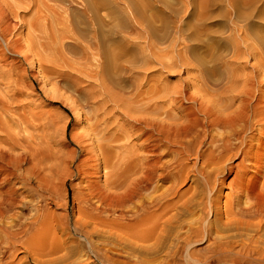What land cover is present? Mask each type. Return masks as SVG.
Wrapping results in <instances>:
<instances>
[{"label":"bare ground","instance_id":"bare-ground-1","mask_svg":"<svg viewBox=\"0 0 264 264\" xmlns=\"http://www.w3.org/2000/svg\"><path fill=\"white\" fill-rule=\"evenodd\" d=\"M56 1L64 0H0V264L115 263L105 237L130 243L132 264H264L259 24L247 21L235 39L215 46L193 30L196 46L183 41L174 51L164 17L156 16L165 28L156 35L136 9L139 20L124 26H137L131 30L139 40L105 34L110 45L99 41L102 50L91 58L81 49L78 63L58 52ZM80 6V18L103 36L98 12L105 1ZM65 30H58L61 38ZM165 40L167 50L157 49ZM224 52L231 60L221 63ZM121 71L129 79L112 89L110 79ZM55 76L95 104L89 117L74 110L83 124L71 136L77 150L66 149L61 117L45 116L33 104L40 97L25 94L34 81L43 88ZM43 93L55 97L52 89ZM187 183L195 187L190 196L181 192ZM68 189L72 218L65 212ZM59 205L64 213L55 215L51 207Z\"/></svg>","mask_w":264,"mask_h":264},{"label":"rangeland","instance_id":"rangeland-1","mask_svg":"<svg viewBox=\"0 0 264 264\" xmlns=\"http://www.w3.org/2000/svg\"><path fill=\"white\" fill-rule=\"evenodd\" d=\"M90 1V0H87ZM105 9L99 10L98 14L103 21L100 30L103 32V36H98L95 33L96 28L92 27L88 20L81 19L78 15L80 12V0H64L62 3L59 1L54 2L55 6L60 7L56 17L54 18L53 24L56 30V43L58 44V52L62 58H68L72 61H78L82 57L81 49H84L86 55L91 58L90 54H96L97 50L100 49L101 45L99 41H105V45H110L108 38H105V34L111 33L112 38H117V40L125 39L127 42L133 41L136 42L139 40L137 37L138 33H135L133 30L134 27L130 28L124 26V23L129 21L131 18L139 20L138 17H133V11L139 9L145 15L144 20L150 21L151 27L156 35L158 34V29L160 32L165 33V28L161 21L163 18L156 19V16L162 15L164 17V24L168 25V28H171V35L169 37L170 46H173L174 51L181 50L182 42L184 41L185 45L196 46L199 40L205 42L209 46L218 45L219 42L230 41L235 39L234 36H237V32L234 30L237 29H246L247 21H254L259 24L258 28L262 30L264 36V0H104ZM202 4H207L208 7L206 10L201 8ZM42 8V6H40ZM132 14V15H130ZM238 17L240 19H238ZM250 17V20L247 19ZM188 18V20H186ZM245 21H242L243 19ZM27 19V17H26ZM86 21V23H83ZM189 21V25L184 26V23ZM66 27V38H61L58 30L62 27ZM136 32L140 31L137 26L134 28ZM182 30V33L180 31ZM199 33L200 36L197 37L198 41L190 39L191 31ZM64 31V33H65ZM85 31V32H83ZM159 32V33H160ZM176 33V34H175ZM120 42V41H119ZM126 46L130 45L125 42ZM232 43H229V45ZM69 46V49L68 47ZM120 48V47H118ZM157 49H163L164 51L168 48V43L166 40L163 43L156 44ZM155 49V48H154ZM102 50V47H101ZM108 50V49H107ZM121 50V48H120ZM117 52V50H116ZM183 52V51H182ZM181 52V53H182ZM227 55L220 62H229L231 60V54L225 53ZM173 56H176V52L173 53ZM57 58L60 60L59 56ZM262 61H264V53L262 56ZM213 60L208 64L211 66ZM245 62L248 66L254 65L255 61L247 57ZM62 64L61 61L58 62ZM85 65V64H84ZM124 67L128 68L127 64H123ZM139 66V65H136ZM138 69V68H137ZM136 69V70H137ZM68 71V70H66ZM139 71V70H137ZM249 72V70H247ZM226 73V71H224ZM129 72L121 71L117 76L110 79L112 89L115 87H122L123 81H128ZM247 73V72H246ZM68 75H74L73 72L69 71ZM186 75H181L177 79L185 80ZM217 76L213 80H217ZM225 79L223 78L222 83ZM170 83L176 82V79H168ZM264 82V77H263ZM67 78L64 80L55 77H52L49 81L48 86H43L41 83L34 81L32 83L31 89H26L25 94L28 96V100H32L35 97H40L38 100L33 102L34 107H37L38 110H41L46 116L47 112L60 116L61 125H65L66 129V149L67 150H77L75 144L72 143L71 136L76 135L82 128L83 124L79 125L76 122V117L74 115V110H79L82 116L89 117L92 109L95 107V104L87 103L84 97L88 95H79L76 92L75 84L72 83ZM86 85V82H83L82 86ZM109 85V84H108ZM134 80L132 81L131 88H134ZM52 89L55 91V97H46L44 91ZM210 89L213 88L210 86ZM125 92H128L129 89L124 88ZM264 97V93H263ZM53 102L51 105L49 103ZM65 153V149L62 151ZM194 160H191V164ZM190 164V165H191ZM74 184L73 180H70L67 183V186ZM194 185L187 183L183 186L181 192L189 191L188 196L194 193ZM72 191L67 190L66 193V204L67 209L66 213L72 218L76 215V209L73 205L71 198ZM228 194V190H224L221 195L222 201L224 196ZM64 201V202H65ZM51 211L55 215L63 214L64 211L59 207H51ZM102 241L105 243L106 247L110 248V256H112L115 263H109L108 261L98 262L96 264H126L133 262V247L130 243L125 242V239H119L116 241L112 238H103ZM201 245H196L195 247L205 246L204 243H199ZM22 255H18V258H22Z\"/></svg>","mask_w":264,"mask_h":264}]
</instances>
